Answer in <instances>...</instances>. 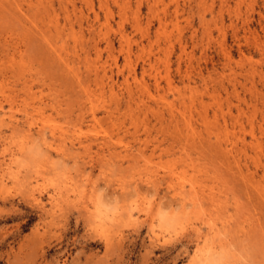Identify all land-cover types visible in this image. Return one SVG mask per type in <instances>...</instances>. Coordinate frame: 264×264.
Returning <instances> with one entry per match:
<instances>
[{
	"label": "rangeland",
	"instance_id": "obj_1",
	"mask_svg": "<svg viewBox=\"0 0 264 264\" xmlns=\"http://www.w3.org/2000/svg\"><path fill=\"white\" fill-rule=\"evenodd\" d=\"M104 1L0 0V264H264V75L248 72L264 69V0H131L127 42ZM175 5L155 37L153 14ZM179 32L196 87L184 102L177 43L166 42ZM168 54L172 84L156 86L148 58L163 74ZM95 66L113 72L114 93ZM126 75L145 102L131 111ZM159 96L185 118L170 123ZM246 100L260 151L245 118L213 116L217 102L234 115ZM235 136L245 144L233 154L218 148Z\"/></svg>",
	"mask_w": 264,
	"mask_h": 264
},
{
	"label": "bare ground",
	"instance_id": "obj_2",
	"mask_svg": "<svg viewBox=\"0 0 264 264\" xmlns=\"http://www.w3.org/2000/svg\"><path fill=\"white\" fill-rule=\"evenodd\" d=\"M147 1H149V0H147ZM203 1V0H202ZM99 2H101V3H103L104 4V0H99ZM113 2L116 4V6H117V10H118V14H119V21H118V29H117V32H118V34H119V37H120V39H122V40H125L126 39V42H127V33H126V29H125V26H124V24H123V22L128 18L127 17V15H126V8L128 7V5H129V3L131 2V0H113ZM201 2V1H200ZM221 2H222V0H221ZM201 3H203V2H201ZM106 4V3H105ZM106 6V9H107V13H109V14H111L112 13V10L107 6V4L105 5ZM150 7H151V5H149V10L148 11H150V10H152V7H151V9H150ZM210 7H212V6H210ZM210 9V8H209ZM94 11V10H93ZM212 11H213V9H211V13H212ZM152 12V11H151ZM171 12L172 13H170L169 12V10L167 9V8H163V10H162V12L161 11H159L158 13H155V14H153L154 15V18L156 19V21H157V27H156V29H155V31H154V35H155V37L157 36V34H158V32H159V30L161 29L162 31H163V29H164V27H165V25H166V23H167V21H171L172 20V18H176L177 19V17H178V12H179V6L178 5H175V7L173 8V10H171ZM220 13H221V11H220ZM220 13H219V16H220ZM152 14V13H151ZM93 17H94V19H96V20H98V17H99V14H98V12H94L93 13ZM202 15V14H201ZM200 15V18H199V20H200V22L205 26L204 28H205V32H207L208 34H209V36L210 35H212V33L210 32V27H208L209 26V23H210V21L209 20H207L206 18H205V15H202L201 16ZM216 16H214L213 14L211 15V18H210V20L212 21V23H217V21L215 20L216 18H215ZM219 21V20H218ZM138 23H139V19H138V17L137 16H133V18L131 19V25L133 26V27H135V28H138ZM147 26H148V28H145V29H143L144 31H142L141 30V32H142V36H145L146 38H147V41H151L152 43H153V41L151 40V35H150V33H149V27H150V25H151V20L150 19H148L147 20ZM220 23V22H219ZM218 23V24H219ZM91 24V23H90ZM93 24V23H92ZM91 24V25H92ZM217 25V24H216ZM234 28V27H233ZM236 29V28H235ZM115 30H116V28H115ZM92 31V30H91ZM161 31V32H162ZM204 31V30H203ZM220 31V30H219ZM234 31V30H233ZM204 33V32H203ZM222 34H223V32H222ZM237 34V33H236ZM153 35V34H152ZM199 36V35H198ZM208 36V35H207ZM205 37H206V34H205ZM185 38V37H184ZM199 38V37H198ZM209 38V37H208ZM211 38V37H210ZM157 39V38H156ZM155 39V41H156V43H157V45L159 46L160 45V43H158V40H156ZM185 41V40H184ZM150 42V43H151ZM166 42L168 43V45H169V47H171V48H173V49H175V42L177 43V49H178V53H177V55H176V70H177V72H182V74H183V77H186V81H184V79H183V82H184V85H183V88H180V87H175V89H176V93H177V98L178 99H180V101L182 102H184V98H185V92L188 90H194L196 87H192L191 86V80L192 79H190L191 78V74H192V63H191V55H188V53L186 52V50H187V46L183 43V35H182V33L181 32H179L174 38H171L170 36H168L167 37V40H166ZM193 42H195V41H193ZM258 42V41H257ZM203 44H205L204 42H203ZM260 44V43H259ZM261 45V44H260ZM220 46H223V43L221 42L220 43ZM94 47L97 49V51H99V46L97 45V44H95L94 45ZM106 47L109 49V50H107L109 53H111V54H113V51L110 49L111 47L109 46V44H108V41L106 42ZM129 47V46H128ZM127 47V48H128ZM262 48L264 49V46L262 45ZM169 49V48H168ZM66 51V50H65ZM169 51H170V49H169ZM222 51H223V54H224V56H225V59H227V61H229V59H231L230 58V56H229V54H228V52L226 51V48L225 47H222ZM204 52V51H203ZM59 53V52H58ZM126 53H129V51L128 52H126ZM67 54V53H66ZM153 55V54H152ZM158 55V54H157ZM165 55V54H164ZM205 55V54H204ZM64 56V55H63ZM110 56V55H109ZM112 57H110V58H112V60H116V57H115V55H114V58H113V55H111ZM147 56V55H146ZM161 57V56H160ZM164 57V56H163ZM184 57H188V62H189V64H187V68H185V69H181L182 68V60H184L183 58ZM64 58V57H63ZM146 58V57H145ZM59 59V58H58ZM159 60V57L157 56V57H154V59L151 61L150 60V58H148V65L150 66V73H151V75H152V79L154 80V83H155V85L156 86H159V79L160 78H164L165 80H166V82H167V84H168V86H170L171 84H172V73H171V60H170V57H169V54L167 55V56H165V58L163 59V74H161V71L160 70H158V67H157V65L155 66V64L156 63H158L157 61ZM226 61V60H225ZM186 62V61H185ZM116 65V64H115ZM190 67V68H189ZM116 68H118L117 66H116ZM102 70H101V72L99 73V71H98V66H95L94 67V76H95V79H97V78H99V80L100 81H102V82H104V80H110L112 83H110L109 85H108V88L110 89V91L112 92V93H114L113 91H114V86H116V85H114L115 83H114V79H113V72H111L112 71V69L110 70V72L111 73H109L108 74V72H107V70H105V68H101ZM143 70V69H142ZM117 71H120V69L118 68L117 69ZM133 71V70H132ZM144 71V70H143ZM147 71V70H146ZM199 71V70H198ZM224 71H225V69L223 70L222 69V72H221V74H223L224 73ZM134 72V71H133ZM149 72V71H148ZM250 74H254V73H257V72H259V73H261V75H264V69L263 70H257V69H255V68H252L250 71H248ZM134 75H132V78L133 79H135L136 77H135V73H133ZM181 74V73H180ZM99 76V77H98ZM219 79V78H218ZM231 79H234L235 81H236V79L234 78V77H231ZM230 79V80H231ZM114 80V81H113ZM182 80V79H181ZM229 80V81H230ZM81 81V80H80ZM193 82H195V81H193ZM114 83V84H113ZM122 83H125L126 85H127V90H126V100H125V103H126V110L128 111V110H132L133 108V105L135 106V107H139L140 105H144L145 104V102H144V100H143V97H142V95H139V94H137L138 93V91H140V90H135V89H133V87H130L129 86V76L128 75H126V76H124V78H123V81H122ZM221 84V83H220ZM144 85V84H143ZM223 85V84H222ZM145 86H146V84L144 85V88H145ZM219 86H221V85H219ZM224 86V85H223ZM214 87V86H213ZM81 88V87H80ZM141 88V90L142 89H144L143 88V86H141L140 87ZM225 88H226V86H225ZM148 89V88H147ZM81 90H82V88H81ZM144 90H146V88L144 89ZM236 90H237V87H236V85H235V83L232 85V91L233 92H236ZM213 91V93L215 94H213L214 95V97H221V93L218 91V90H216V89H214V90H212ZM141 93H142V91H141ZM89 94V93H88ZM149 95V94H148ZM92 96V95H91ZM152 96V95H151ZM255 96H256V94H255ZM81 97V96H80ZM148 97V96H147ZM254 97V96H253ZM92 100V99H91ZM157 100H158V102L159 101H161V102H165V104L167 105V106H169L170 108H171V112L169 111L168 113H169V122L171 123H173V122H175V123H177L180 119H181V117H183V118H185V114H184V112L183 111H180V110H174V108L172 107V104H173V100L172 101H165V97L164 96H159L158 97V99H156V101H155V103H157L158 104V102H157ZM252 100H250L249 102L246 100L245 101V105L244 106H242V104L241 103H237V104H235L234 105V107L236 108V111H237V113L236 114H234L233 115V112H232V107H230L231 105L229 104V107H228V105H227V109H226V111L225 110H223V108L221 107V103L220 102H217V103H215V106H217V108H215V110H214V112H213V116L218 120V118L216 117L217 115H220V117H221V120L223 121V124L225 125V124H227V122H228V119H227V115H229V117H231L230 119L231 120H233L234 122H236V123H238V125L239 126H241V127H243V125H244V118H245V120L248 122V124L250 125V129H249V133H250V136H252V139L253 140H251L250 141V144L251 145H253L258 151H260L261 150V147H260V145L257 143V142H254V140H256V138H255V136H256V134H255V132H254V130H253V124H254V122H255V114L254 113H250V114H248V109H249V107L250 106H254L255 104L253 103V102H251ZM192 102V99H190V103ZM118 106H119V103H118ZM203 107L205 106V104H203L202 105ZM248 110V111H247ZM203 116H207V110L204 108V110H203ZM180 117V118H179ZM95 118V115H94V113H92V119H94ZM78 120V119H77ZM181 122V121H180ZM175 123H173V124H175ZM260 132H261V134H263L264 135V128H261L260 129ZM216 136H218V135H216ZM239 136H244V135H241V134H239ZM219 137V136H218ZM234 137V136H233ZM206 139V138H205ZM219 138H217V140H218ZM234 139V138H233ZM232 139V140H233ZM216 140V141H217ZM227 140H229V139H227ZM236 140H239V141H241V142H243V143H241V144H245L244 142H245V137H237V136H235V140L234 141H230V144H231V147L230 148H227V145L226 146H224L223 147V145H221V143H219L218 144V148H220V149H225L223 152H229V153H232L233 151H232V148L234 149V148H236V147H238L237 146V143H236ZM219 141H222V140H219ZM259 141V140H258ZM227 143V142H226ZM216 144V143H215ZM228 144V143H227ZM251 148H253V147H251ZM238 149V148H237ZM240 149H242L241 147H240ZM240 149H238V150H240ZM245 155L247 154L246 153V151H245V149L244 150H241ZM222 152V153H223ZM233 154V153H232ZM255 154H256V152H255ZM254 157V156H253ZM257 165V164H256ZM9 166V165H8ZM10 167V166H9ZM6 170V169H5ZM10 176H11V174H10ZM86 208V207H85ZM118 214V213H117ZM126 214V213H125ZM119 215V214H118ZM128 216V215H127ZM130 217V216H129ZM113 222V221H112ZM213 236V235H212ZM201 248V247H200ZM205 250V249H204ZM206 259V258H205ZM197 264V263H196Z\"/></svg>",
	"mask_w": 264,
	"mask_h": 264
}]
</instances>
